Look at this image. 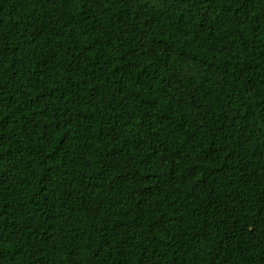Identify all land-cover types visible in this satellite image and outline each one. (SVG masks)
<instances>
[{
	"label": "trees",
	"instance_id": "obj_1",
	"mask_svg": "<svg viewBox=\"0 0 264 264\" xmlns=\"http://www.w3.org/2000/svg\"><path fill=\"white\" fill-rule=\"evenodd\" d=\"M0 264H264V0H0Z\"/></svg>",
	"mask_w": 264,
	"mask_h": 264
}]
</instances>
